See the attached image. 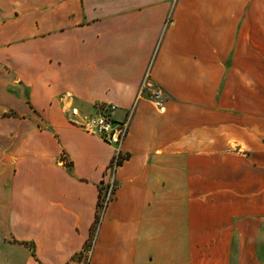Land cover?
I'll use <instances>...</instances> for the list:
<instances>
[{"label":"crops","instance_id":"crops-1","mask_svg":"<svg viewBox=\"0 0 264 264\" xmlns=\"http://www.w3.org/2000/svg\"><path fill=\"white\" fill-rule=\"evenodd\" d=\"M106 105L117 147L71 123ZM235 251H264V0H0V264Z\"/></svg>","mask_w":264,"mask_h":264},{"label":"built area","instance_id":"built-area-1","mask_svg":"<svg viewBox=\"0 0 264 264\" xmlns=\"http://www.w3.org/2000/svg\"><path fill=\"white\" fill-rule=\"evenodd\" d=\"M149 89V88H148ZM147 88H143L141 95H144ZM150 99L154 103L160 114L165 113V108L163 107L164 94L160 89H155L150 91ZM117 111L116 106H99L96 108L95 113L82 115L79 109L70 106L69 112L71 114V123L85 131L86 133L96 135L100 137L105 142L114 145L120 146L122 141L126 138L129 131L128 121L117 122L114 119V115ZM121 161V153L118 152L115 160L112 163V166L108 170L109 180L103 184V191L100 196L98 211H97V220L94 226V234L91 241L89 242L88 249L91 250L95 240L99 227L101 226L106 211L111 204L112 200L115 197L117 191V184L114 179V174L119 167L118 163Z\"/></svg>","mask_w":264,"mask_h":264},{"label":"rangeland","instance_id":"rangeland-1","mask_svg":"<svg viewBox=\"0 0 264 264\" xmlns=\"http://www.w3.org/2000/svg\"><path fill=\"white\" fill-rule=\"evenodd\" d=\"M233 258H234L233 261L234 264H264V251L261 252L235 251Z\"/></svg>","mask_w":264,"mask_h":264},{"label":"trees","instance_id":"trees-1","mask_svg":"<svg viewBox=\"0 0 264 264\" xmlns=\"http://www.w3.org/2000/svg\"><path fill=\"white\" fill-rule=\"evenodd\" d=\"M126 159H127V157H124V156L121 155V161L118 163V165L121 166ZM102 191H103V188L101 190V193H102ZM89 245L90 244H88L87 248L89 247Z\"/></svg>","mask_w":264,"mask_h":264}]
</instances>
